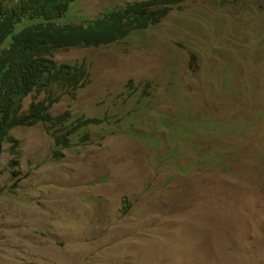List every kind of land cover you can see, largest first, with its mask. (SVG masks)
Returning a JSON list of instances; mask_svg holds the SVG:
<instances>
[{"label": "rangeland", "instance_id": "1", "mask_svg": "<svg viewBox=\"0 0 264 264\" xmlns=\"http://www.w3.org/2000/svg\"><path fill=\"white\" fill-rule=\"evenodd\" d=\"M130 1L76 0L60 22ZM54 58L84 63L86 82L35 90L22 110L57 97L53 115L105 123L66 147L59 126L11 130L0 264H264V0H186Z\"/></svg>", "mask_w": 264, "mask_h": 264}, {"label": "trees", "instance_id": "2", "mask_svg": "<svg viewBox=\"0 0 264 264\" xmlns=\"http://www.w3.org/2000/svg\"><path fill=\"white\" fill-rule=\"evenodd\" d=\"M76 0H0V154L3 142L12 139L18 126L44 123L58 146H68L69 136L87 137L85 128L104 124L105 117H80L69 122V114L53 115L50 108L57 99L32 101L22 110V100L42 87L58 85L75 94L86 82L84 63L58 62L55 52L70 47H99L129 37L134 31L158 23L176 5L186 0H133L110 6L85 24L60 22ZM24 18L23 23L15 29ZM63 129H66L63 132ZM61 133V134H58ZM53 155L61 156L54 148Z\"/></svg>", "mask_w": 264, "mask_h": 264}]
</instances>
